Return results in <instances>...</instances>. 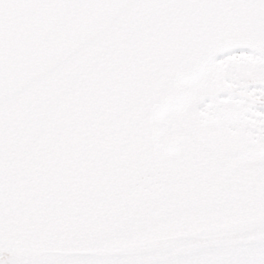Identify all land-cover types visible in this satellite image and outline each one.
Segmentation results:
<instances>
[{
  "label": "snow or ice",
  "instance_id": "obj_1",
  "mask_svg": "<svg viewBox=\"0 0 264 264\" xmlns=\"http://www.w3.org/2000/svg\"><path fill=\"white\" fill-rule=\"evenodd\" d=\"M0 264H264V0H0Z\"/></svg>",
  "mask_w": 264,
  "mask_h": 264
}]
</instances>
